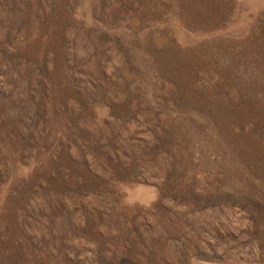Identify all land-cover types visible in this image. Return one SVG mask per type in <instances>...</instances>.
Masks as SVG:
<instances>
[{
    "label": "rangeland",
    "instance_id": "obj_1",
    "mask_svg": "<svg viewBox=\"0 0 264 264\" xmlns=\"http://www.w3.org/2000/svg\"><path fill=\"white\" fill-rule=\"evenodd\" d=\"M201 260L264 264V0H0V264Z\"/></svg>",
    "mask_w": 264,
    "mask_h": 264
},
{
    "label": "bare ground",
    "instance_id": "obj_2",
    "mask_svg": "<svg viewBox=\"0 0 264 264\" xmlns=\"http://www.w3.org/2000/svg\"><path fill=\"white\" fill-rule=\"evenodd\" d=\"M135 191V192H134ZM133 192L135 193V194H137V195H139V197H141L142 199H147L148 197L150 198V196H154V193H153V191H152V189H150L149 187H143V185H142V187H139V188H137V189H135ZM133 192H132V196H134V194H133ZM208 262V261H207ZM206 261H200V262H198V264H214V263H207ZM215 264H218V263H215Z\"/></svg>",
    "mask_w": 264,
    "mask_h": 264
}]
</instances>
